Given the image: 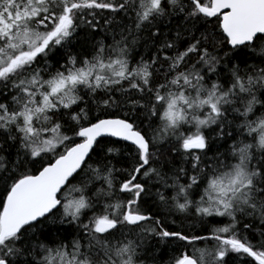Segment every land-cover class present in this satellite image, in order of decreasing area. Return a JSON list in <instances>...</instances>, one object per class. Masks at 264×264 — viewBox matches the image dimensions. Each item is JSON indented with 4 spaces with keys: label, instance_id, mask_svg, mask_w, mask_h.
Here are the masks:
<instances>
[{
    "label": "snow or ice",
    "instance_id": "1",
    "mask_svg": "<svg viewBox=\"0 0 264 264\" xmlns=\"http://www.w3.org/2000/svg\"><path fill=\"white\" fill-rule=\"evenodd\" d=\"M0 264H264V0H0Z\"/></svg>",
    "mask_w": 264,
    "mask_h": 264
},
{
    "label": "trees",
    "instance_id": "2",
    "mask_svg": "<svg viewBox=\"0 0 264 264\" xmlns=\"http://www.w3.org/2000/svg\"><path fill=\"white\" fill-rule=\"evenodd\" d=\"M119 167V164L117 165ZM198 246H202V245H198ZM163 259H166L167 258V254L165 252V255L162 257Z\"/></svg>",
    "mask_w": 264,
    "mask_h": 264
}]
</instances>
